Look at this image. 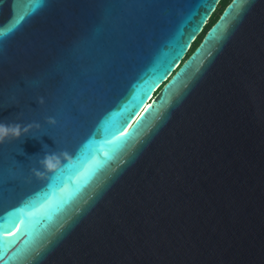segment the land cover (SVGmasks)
I'll return each mask as SVG.
<instances>
[{
  "label": "water",
  "instance_id": "obj_1",
  "mask_svg": "<svg viewBox=\"0 0 264 264\" xmlns=\"http://www.w3.org/2000/svg\"><path fill=\"white\" fill-rule=\"evenodd\" d=\"M218 2L0 0V264H264V0L192 48Z\"/></svg>",
  "mask_w": 264,
  "mask_h": 264
},
{
  "label": "clouds",
  "instance_id": "obj_2",
  "mask_svg": "<svg viewBox=\"0 0 264 264\" xmlns=\"http://www.w3.org/2000/svg\"><path fill=\"white\" fill-rule=\"evenodd\" d=\"M54 122V121H53ZM27 131V128L23 129ZM21 126L19 124L15 125H4L0 124V142H3L10 135L19 137L21 135ZM41 163L48 168L49 170L54 169L56 164L58 163L55 155H46L45 158L41 161Z\"/></svg>",
  "mask_w": 264,
  "mask_h": 264
},
{
  "label": "snow or ice",
  "instance_id": "obj_3",
  "mask_svg": "<svg viewBox=\"0 0 264 264\" xmlns=\"http://www.w3.org/2000/svg\"><path fill=\"white\" fill-rule=\"evenodd\" d=\"M240 2H241V0H235V3H234L232 6H230V9H231V8H234V7H235V4H236V3H240ZM230 9H229V10H230ZM30 14H31V12H26V13H24V14L19 15V16L17 17V22H22L23 19H25L26 16H27V15H30ZM224 19H226V17H225ZM2 34H3V33H0V35H2ZM156 82H157V81H156ZM156 82H154L153 84L149 85V86L147 87V89L143 91L142 95L139 93V94H137L136 96L133 97V99L136 100V103H135V105L130 109V114H129V116L127 117V119L125 120V124H124L123 126H127V120L131 119V116L135 114V111L138 110V108H139L140 104H142L143 100L147 98V95L149 94L151 88L154 86V84H155ZM146 84H147V83H146ZM144 119H146V117H145ZM144 119H142V120L140 121V123H138V124L136 125V128L133 129V133L139 130V128L141 127V125L144 123ZM119 131H120V130H119ZM119 131H118V132H119ZM133 133H130L129 135H132ZM0 258H2V255H0ZM9 259L12 260V259H14V257H10ZM5 264H8V262H5Z\"/></svg>",
  "mask_w": 264,
  "mask_h": 264
},
{
  "label": "trees",
  "instance_id": "obj_4",
  "mask_svg": "<svg viewBox=\"0 0 264 264\" xmlns=\"http://www.w3.org/2000/svg\"><path fill=\"white\" fill-rule=\"evenodd\" d=\"M230 0H219L215 10L213 11V13L211 14L204 30L198 35V37L196 38V40L193 42L192 44V48L200 41L203 33L205 32V30L208 28V26L218 17V15L220 14V12L222 11V9L225 7V5L229 2Z\"/></svg>",
  "mask_w": 264,
  "mask_h": 264
}]
</instances>
